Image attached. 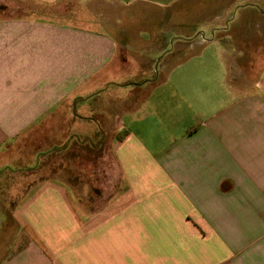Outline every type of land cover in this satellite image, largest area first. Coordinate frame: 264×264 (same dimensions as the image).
I'll return each instance as SVG.
<instances>
[{
  "label": "crops",
  "instance_id": "1",
  "mask_svg": "<svg viewBox=\"0 0 264 264\" xmlns=\"http://www.w3.org/2000/svg\"><path fill=\"white\" fill-rule=\"evenodd\" d=\"M258 2L0 0V264H264V43L229 25L264 33ZM26 139L108 143L115 182L20 184Z\"/></svg>",
  "mask_w": 264,
  "mask_h": 264
},
{
  "label": "rangeland",
  "instance_id": "2",
  "mask_svg": "<svg viewBox=\"0 0 264 264\" xmlns=\"http://www.w3.org/2000/svg\"><path fill=\"white\" fill-rule=\"evenodd\" d=\"M201 4V8L204 9L205 3L201 2ZM258 6L261 12L264 11V0H259ZM232 18L233 19L231 20V22H229V25L233 26V29H230L233 35V40H259V44L264 43V33H260L258 36H255L254 34L246 33L245 31L247 29L243 33L241 32V30L240 33H236L234 23L237 22L238 17L237 15H234V17ZM194 19L197 20V23H199L201 18L195 17ZM178 21H180L181 23H188V21L192 22L193 18L180 16L178 18ZM257 25H259V27L264 30V17L260 18V23ZM200 31L204 33L206 39H211V32L207 29H204V27L199 26L198 24L197 32H195V35H193V41H196L197 39L200 40V38L203 37V34L199 33ZM186 32H189V30H186ZM172 33L173 34L168 32V34H165L169 36V38L165 39L168 40L169 43L166 44L163 50V54H161V56L163 55L164 57L165 55L171 53L173 57L172 60L178 61L181 57H183V55H193L195 54V51H200L199 49L202 48L200 47V44H198L199 40H197L194 43V46H192L191 48L181 50L179 49L177 40L178 36L182 37V28L177 29V31L173 30ZM213 41H218V37H216ZM248 44L250 45V42ZM228 50L230 51V48H228ZM231 52V55H233L232 49ZM260 52L262 56H264V49H260ZM204 53L205 55L214 56V47L209 48V46H207L204 50ZM243 53V58L237 60V64L234 65L233 71L235 70L234 72L238 73L240 70L243 72L244 75H251L253 72H258V66H254L255 68H253V66L250 65L253 50L251 48L249 50L244 49ZM239 63L242 64L240 65ZM153 68L154 75H156L157 72H161L162 65L160 64V62L156 61L154 62ZM37 147L39 146L35 144V142L31 141L30 139H26L23 142H20V144L17 145L16 148L9 150L10 155L15 152V154L20 153L25 155L26 158H28L27 163H21V168L24 173H21V176L19 177V180L21 182L20 184H24V182H30L28 173L35 174L36 181L48 177H63L64 181L70 180L73 181L71 182L72 184H75L74 182L77 181V175L79 174L81 176L80 181H83L84 183L90 185L94 184L103 186L107 184H113L115 182V178L117 175V165L113 159V154L108 143L99 142L94 145L87 140L80 141L78 139H71L66 145L63 144L50 150L46 149L41 151ZM96 171L100 172L98 173L99 177L95 179L91 175L93 172L95 173ZM97 179L99 181H97Z\"/></svg>",
  "mask_w": 264,
  "mask_h": 264
}]
</instances>
